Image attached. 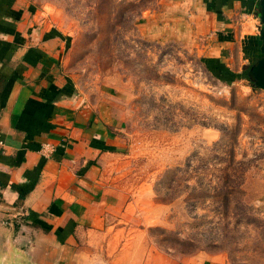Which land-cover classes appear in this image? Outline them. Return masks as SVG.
Returning a JSON list of instances; mask_svg holds the SVG:
<instances>
[{
	"label": "rangeland",
	"instance_id": "rangeland-1",
	"mask_svg": "<svg viewBox=\"0 0 264 264\" xmlns=\"http://www.w3.org/2000/svg\"><path fill=\"white\" fill-rule=\"evenodd\" d=\"M27 1L59 28L70 86L116 113L126 143L110 231L88 236L77 264H264L261 38L239 70L190 23L194 7L168 35L172 0Z\"/></svg>",
	"mask_w": 264,
	"mask_h": 264
},
{
	"label": "crops",
	"instance_id": "crops-1",
	"mask_svg": "<svg viewBox=\"0 0 264 264\" xmlns=\"http://www.w3.org/2000/svg\"><path fill=\"white\" fill-rule=\"evenodd\" d=\"M172 1L168 35L200 22L239 70L255 58L260 0ZM31 10L27 0H0V264H77L87 237L110 231L111 165L126 143L116 113L70 86L59 28ZM175 17L180 28H170Z\"/></svg>",
	"mask_w": 264,
	"mask_h": 264
},
{
	"label": "water",
	"instance_id": "water-1",
	"mask_svg": "<svg viewBox=\"0 0 264 264\" xmlns=\"http://www.w3.org/2000/svg\"><path fill=\"white\" fill-rule=\"evenodd\" d=\"M260 17L262 29L260 38L262 40L261 51L263 55L251 67V75L257 87L264 89V0H260Z\"/></svg>",
	"mask_w": 264,
	"mask_h": 264
},
{
	"label": "built area",
	"instance_id": "built-area-1",
	"mask_svg": "<svg viewBox=\"0 0 264 264\" xmlns=\"http://www.w3.org/2000/svg\"><path fill=\"white\" fill-rule=\"evenodd\" d=\"M51 148H52V146L49 145V144H46V145L43 146V149H47V150H49V149H51Z\"/></svg>",
	"mask_w": 264,
	"mask_h": 264
}]
</instances>
